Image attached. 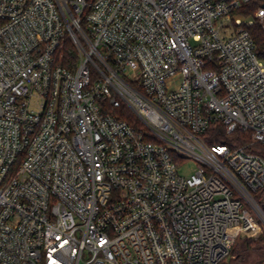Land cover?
<instances>
[{"label": "built area", "instance_id": "built-area-1", "mask_svg": "<svg viewBox=\"0 0 264 264\" xmlns=\"http://www.w3.org/2000/svg\"><path fill=\"white\" fill-rule=\"evenodd\" d=\"M250 1L0 0V264H220L261 231L264 157L203 137L264 144Z\"/></svg>", "mask_w": 264, "mask_h": 264}, {"label": "trees", "instance_id": "trees-1", "mask_svg": "<svg viewBox=\"0 0 264 264\" xmlns=\"http://www.w3.org/2000/svg\"><path fill=\"white\" fill-rule=\"evenodd\" d=\"M261 0H252L250 2L242 4L240 7L235 9L232 12L233 16L243 17V18H254L253 24L250 26V32L256 44V51L260 58L264 59V29L261 26L258 19L255 18V13L258 8L262 5ZM81 27L85 30V24L81 23ZM78 57V51L71 40H68L61 52L60 56V64L66 66L68 68H73ZM114 114L115 116L126 119L129 123L133 124L136 127H140L142 125L139 118H137L132 111H130L129 107L121 106L119 108H110L107 110ZM203 137L205 141L209 144H218V143H226L230 145H247V148L251 151L258 152L264 157V144H254L250 145V139L248 134L243 133L240 130L235 131L232 136L227 135L222 128H218L217 130H209L203 133ZM260 193H254L255 199L262 204ZM249 239V238H248Z\"/></svg>", "mask_w": 264, "mask_h": 264}, {"label": "rangeland", "instance_id": "rangeland-1", "mask_svg": "<svg viewBox=\"0 0 264 264\" xmlns=\"http://www.w3.org/2000/svg\"><path fill=\"white\" fill-rule=\"evenodd\" d=\"M129 109L138 118L134 110ZM175 162L178 172L183 176L194 173L199 165V160L194 157H175ZM258 220L261 231L254 237H240L230 255L220 264H264V217L259 216Z\"/></svg>", "mask_w": 264, "mask_h": 264}, {"label": "water", "instance_id": "water-1", "mask_svg": "<svg viewBox=\"0 0 264 264\" xmlns=\"http://www.w3.org/2000/svg\"><path fill=\"white\" fill-rule=\"evenodd\" d=\"M264 5V4H263Z\"/></svg>", "mask_w": 264, "mask_h": 264}]
</instances>
